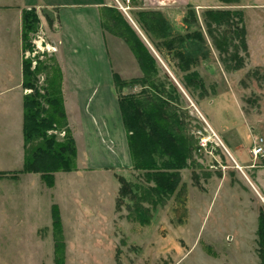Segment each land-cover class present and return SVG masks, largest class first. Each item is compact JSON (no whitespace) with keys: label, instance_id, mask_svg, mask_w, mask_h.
Returning a JSON list of instances; mask_svg holds the SVG:
<instances>
[{"label":"rangeland","instance_id":"374dc122","mask_svg":"<svg viewBox=\"0 0 264 264\" xmlns=\"http://www.w3.org/2000/svg\"><path fill=\"white\" fill-rule=\"evenodd\" d=\"M237 2L242 4L247 47L246 55L238 48L241 67L225 68L205 25L206 42L219 61L208 57L209 63L201 69L203 88L189 86V94L179 82L183 72L176 66L175 72L166 69L165 61L176 64L174 50L160 46L159 54L153 52L185 92L180 89L188 130L195 140L191 161L179 170L173 192L162 198L149 190L154 183L145 180V171L131 167L107 173L108 182L64 170L55 171L50 184L38 172L15 173L23 153L21 87H12L16 81L4 76V68L13 65L14 58L0 55V169H4L0 171V264H55L54 207L62 230L63 264H262L257 227L264 189L249 182L257 176V167L249 164L264 163V0L232 4ZM33 36L32 49L23 56L31 60V67L33 60L44 56L58 62L55 49H38ZM38 80L42 82V74ZM139 89L138 85L131 93ZM206 120L212 127L214 123L227 128L224 135L214 134ZM256 138H261L263 152L253 158L250 148ZM220 141L229 142L242 168ZM75 161L77 165V154ZM119 176L129 190L122 196Z\"/></svg>","mask_w":264,"mask_h":264},{"label":"trees","instance_id":"16d2710c","mask_svg":"<svg viewBox=\"0 0 264 264\" xmlns=\"http://www.w3.org/2000/svg\"><path fill=\"white\" fill-rule=\"evenodd\" d=\"M232 4L237 0H219ZM207 34L218 50L220 60L227 69H237L243 64L238 48L247 52L242 10L239 8H209L203 12ZM185 21L194 22L195 13L187 10ZM141 28L153 47L159 51L163 46L174 50L176 67L183 72L179 82L189 94V86L203 88V82L191 66L197 59L187 55L178 44L186 36L202 40L200 31L185 36H169L168 25L163 16L153 10L138 12ZM49 23L52 20L48 19ZM101 23L122 37L133 52L141 75L129 80L113 73L117 102L131 159V168L142 170L146 181L154 186L149 190L159 198L171 194L179 182V170L188 166L195 140L187 126L185 98L172 81L155 55L130 27L123 15L114 7H104ZM39 26V17L34 8L23 9L21 14L22 51L32 49L31 37ZM154 39L158 40L155 41ZM230 48V49H229ZM166 62V61H165ZM232 63V64H231ZM43 75L39 83L38 75ZM62 72L53 56L31 60L22 59V87L29 89L22 98L23 163L17 172H38L46 182H52L55 171L77 169L76 146L68 126L61 89ZM129 84L140 86L139 91L123 93ZM63 131L61 135L60 132ZM2 172H0V175ZM119 195L128 193L126 181L119 176ZM54 263L63 264L62 230L57 208H53ZM258 256L264 264V210L258 216Z\"/></svg>","mask_w":264,"mask_h":264},{"label":"crops","instance_id":"0c3cea01","mask_svg":"<svg viewBox=\"0 0 264 264\" xmlns=\"http://www.w3.org/2000/svg\"><path fill=\"white\" fill-rule=\"evenodd\" d=\"M22 5L26 7L24 9L34 8L39 13V30L35 34L45 43V48L55 49L62 71L63 105L77 154V169L67 173L76 175L86 173L92 177L96 176L97 180L103 182L109 180L105 179L107 173L112 174L131 167L113 73L124 80L141 75L138 62L133 52L131 53L122 43V37L103 27L101 23L103 8L111 6L118 10L140 39L146 41L144 43L150 51L156 55L160 50L157 51L153 47L141 28L138 12L148 10L159 12L168 25L169 36H185L192 31H200L202 40L185 36L180 43L181 49L183 48L187 55L197 59L195 67L191 66L190 69L200 73V77L201 69H205L209 63L208 57L210 59L214 56L217 62L219 61L214 47L206 42L208 36L203 31L204 10L233 7L242 10V4L238 2L233 5L219 0H14L10 4L0 3V55H10L15 60L13 65L4 68L6 72L4 76L6 80L16 81L12 87H21L22 98L28 91L22 87L24 56L21 47ZM189 8L195 13L194 22H187L184 19ZM49 18L52 23H49ZM34 36L32 40L36 41L37 38L34 39ZM175 66L176 64L170 66L165 62L169 72H175ZM171 76L174 81L177 80ZM137 89L138 85L129 84L123 87L122 92L131 93ZM207 124L214 134L224 135V129H227L214 123L212 127L208 121ZM21 140L23 147V137ZM220 142L234 164L242 168L244 164L242 166L238 163L229 142L227 144ZM18 160L22 166L23 153ZM251 163L250 167H257V176L256 180L248 181L256 186L255 188L259 189V185L264 189V163L256 166L253 164L254 161Z\"/></svg>","mask_w":264,"mask_h":264},{"label":"built area","instance_id":"2783aa9c","mask_svg":"<svg viewBox=\"0 0 264 264\" xmlns=\"http://www.w3.org/2000/svg\"><path fill=\"white\" fill-rule=\"evenodd\" d=\"M125 1H128V0H125ZM35 43H36V46L38 49L42 50L44 48L42 46V40L41 39L36 40ZM34 51H35L34 53L37 52L36 50H34ZM32 63H35V60H33ZM28 91H30V90L28 89ZM261 141H262L261 138H259V139L256 138L254 140V146L250 148V153L253 156V158L257 157L259 154H261L263 152V146L261 144Z\"/></svg>","mask_w":264,"mask_h":264},{"label":"water","instance_id":"95a60500","mask_svg":"<svg viewBox=\"0 0 264 264\" xmlns=\"http://www.w3.org/2000/svg\"><path fill=\"white\" fill-rule=\"evenodd\" d=\"M42 45L44 46V45H45V43H44V42H42Z\"/></svg>","mask_w":264,"mask_h":264}]
</instances>
